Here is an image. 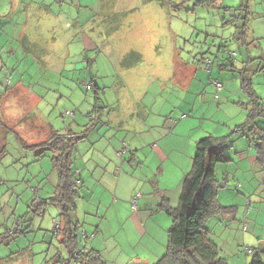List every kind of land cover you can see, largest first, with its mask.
Masks as SVG:
<instances>
[{"label": "rangeland", "instance_id": "obj_1", "mask_svg": "<svg viewBox=\"0 0 264 264\" xmlns=\"http://www.w3.org/2000/svg\"><path fill=\"white\" fill-rule=\"evenodd\" d=\"M89 1L91 10L79 17L61 7L59 14L52 15L50 8L43 11L37 5L30 8L37 19L26 23L16 14L0 29V63H3L0 65V234L6 228H14L18 218L26 215L36 194L42 198L51 195L57 182L53 153L47 151L38 159L22 142H40L50 124L60 132L67 133L68 126L75 133L81 132L82 125L90 126L87 116L90 117L95 106L101 107L95 104L97 96L108 107L106 117L109 113L115 116L122 113L111 105L121 96L120 104L132 110L129 100H133L130 95L133 90L134 95H144L145 104L155 112L151 122L153 118L160 119L162 110L163 117L168 113L179 120L187 114L195 119L188 122L183 118L174 134L164 138L161 151L150 148L137 161L145 163L130 170L133 174L151 177L154 173L163 186L171 189L181 185L185 175L181 178L171 164L164 162H182V159L192 162L188 165L191 168L196 141L210 133L222 137L234 132L236 149L249 146V139L236 133L235 125L246 122L251 107V96L242 88L243 76L251 80L253 91L264 105V0H215L214 6L200 4L198 0H165L169 3L166 6L143 0ZM7 2L3 0L4 5ZM238 7H248L251 14L246 42L238 38V22L232 21ZM21 30L30 39L41 40L40 54L45 55L42 61L26 51L22 37L17 36ZM87 38L94 43L92 48ZM229 53L235 54L234 66ZM128 63H133V67ZM139 63L143 67L138 72L140 65L136 68L134 65ZM189 69L192 70L190 77ZM121 75L133 85L132 90L130 86H119ZM92 76L97 77L96 82L104 91L97 90L98 93L87 88ZM216 82L222 87L218 88ZM184 83L187 87L181 85ZM120 93L123 94L120 96ZM30 96L38 98L34 105L29 103ZM192 105L196 107L194 113L200 110L198 114L190 112ZM257 125L264 128V117L257 119ZM186 127L191 129V136L189 132L183 134ZM120 132L119 135L132 139L126 131ZM109 139L107 134L103 143L97 142L96 150L91 147L90 138L79 141L73 153L74 172L82 162L90 159L93 162L92 158L103 160L105 142ZM128 153L130 157L131 151ZM122 164L118 159L119 167ZM226 171H229V180L218 189L217 201L234 207L238 216H211L207 227L228 264H249L252 256L246 253V248L264 247V184L260 183L264 167L248 159L239 161L236 156L232 163L217 165L216 178L220 183L225 182ZM127 193L130 195V190ZM81 198L82 195L76 199L75 220L81 223L82 230L84 227L90 232L91 228L95 233L97 221H103L107 205L99 200H93L91 205H78ZM169 198L173 200L168 199L169 204L176 207L177 194H170ZM162 211L161 216L169 221L168 239L172 217ZM27 216L28 224L35 228L0 244V264H55L52 262L58 259V251L68 256L59 236L52 235L58 217L52 215L51 208L45 215L34 217L29 212ZM109 224L110 220L99 224L97 241L111 232ZM93 233L88 234V239H95ZM81 236L86 245L83 233ZM164 237L163 233V243Z\"/></svg>", "mask_w": 264, "mask_h": 264}, {"label": "crops", "instance_id": "obj_2", "mask_svg": "<svg viewBox=\"0 0 264 264\" xmlns=\"http://www.w3.org/2000/svg\"><path fill=\"white\" fill-rule=\"evenodd\" d=\"M79 1L80 4H78L76 0H8L7 5H4L3 0H0V29L2 28L3 23L13 19L16 14H18L17 17H20L19 19L26 20V23L32 18L33 20L34 18L37 19V15H32L30 11V8L37 5H40L43 11L44 9L47 10L50 8L52 15L55 13L59 14L58 10L61 7L62 9H68L72 15H77L79 17L81 13H86L85 11L89 12L91 10V1ZM25 33L26 32H24V30H21L19 35H17L18 37H22L24 48L28 53H32L35 58L42 61L43 59L41 57L45 58V55L41 56L42 54H40L43 49L41 40L39 38L30 39L24 35ZM53 34L57 35L56 33ZM87 39L89 40L87 41L89 46H91V43L94 45V43L89 38ZM44 64L47 65L46 62H44ZM0 65H3V63L1 62ZM139 65L140 68L137 70L138 72L142 69L143 65L140 63L134 65L135 68ZM129 69L133 70L134 68ZM172 71H174V67ZM191 74L192 70L189 69L188 76L190 77ZM197 76L198 74H195V77ZM96 78V76H92L91 82H93L94 86L93 91H104V88L99 86V84L96 82ZM119 79L118 83L121 88H124V86H130L132 90L133 85L128 82L126 76L121 75V78ZM185 83L181 85L183 87H187ZM122 94L123 93H120L119 95L121 96ZM130 95L133 97V100H135H129V103L133 104L132 110H129V108H124V106L120 104V100L123 98V96H121L120 99L114 103H111V105L113 109L117 108V110H120V112L122 111V113L119 116L109 113L107 114V117L105 116V113L108 107L104 105V101H102V99L97 96L95 99V104H101V107L95 106L93 113H91V115L88 114L90 115V117L87 116L90 126H88V123L82 125L84 129L77 133L72 130L71 126H68L65 131L70 134L82 135L83 138L79 140L80 142L90 138L92 142L91 147L93 149L95 147V150L97 149V142L103 143V140L106 139L107 134H109L111 137L108 142H105L106 145L104 146V149L106 150V154L104 155L103 160L97 161V159L92 158L93 162H91V159L89 162H82V164L77 167V171H75L76 174L78 172L79 182L81 185H83L79 191V196L82 195V198L79 199L77 204L91 205L93 200H99V202L107 205L105 208L106 214L105 217H103V221L110 220L109 227L111 230V232L103 234L102 238H100L101 240L97 241L100 236L99 224L101 225L103 222L100 219L97 221V230L95 233L92 232L91 228L90 232L87 228L85 229L87 238L83 236V239H86L87 243L84 245L81 242V245L83 246L82 248L86 251L91 249L98 250L110 264H129L136 261L152 264L158 261L166 253L168 244L167 227L169 225V221L167 218L161 216L163 211L159 205L166 198L169 199L170 202L173 201L172 198H169L170 194H177V200L179 202L182 184H177L175 189H171L168 187V185L163 186L160 181L156 179L154 173H152L153 175L151 177L149 175H145L144 173H142V175H136L135 173L133 174L132 171L136 170L135 166L145 163L137 162L140 160V156L144 154V152L150 148L152 150L161 151L160 149L163 146L164 138L172 136L182 124L184 119H188V122L195 119L187 114H183L182 118L179 120L175 119L173 115L168 113H165L163 117L162 114L164 110H162V114H160L159 117L160 119L153 118L154 121L151 122L150 118H152L155 112L150 106L145 104L144 95H134L133 90L131 91ZM29 99H32L29 100V103L32 105L38 101V98L36 99L32 96H30ZM195 110V105H192L190 110L191 113L198 114L200 112V110H197L198 112L196 111V113H194ZM113 126H116V128ZM235 126L237 127L238 125ZM195 127L197 128L198 124H196ZM50 131L51 129L49 128L47 133H45L46 138L50 134ZM120 131H126L129 136H132V139L129 140L126 136L123 137L119 135V133H121ZM188 132L189 136H191V129H187L186 127L183 134L188 135ZM210 135L214 136L211 133L209 136ZM240 135L243 136L242 134ZM232 138L233 135L231 137L232 142L229 152L232 161L229 163L235 161L236 156L239 158V161L248 159L249 162L254 163L257 159L255 144L249 141V146L247 148L244 146L243 148L239 147L238 149L237 147L236 149V143ZM36 142L37 141L33 143ZM124 143H127L129 147V149L125 151ZM129 150L131 151L130 157L128 155ZM112 152H114L113 155H111ZM126 155L128 156L126 157ZM118 159L122 161V167H119ZM181 161L182 162H164V164H171L174 167V170L177 171L182 178L183 175H186L190 172L192 167L188 169V165L192 164V162H184L182 159ZM126 163H129V166ZM124 164L126 167H124ZM125 168H127V170H125ZM216 169L217 166L215 168V174ZM85 172L88 175L84 174ZM226 172V180L224 183L228 182L230 176L229 171ZM260 183L264 184V175ZM56 184L57 182L54 183V190ZM128 190H130V195L127 193ZM105 200H108L110 203H107ZM132 200L135 201V207L132 205ZM218 203L221 205L220 202ZM49 208H51L52 215L54 217H58V207L56 208V206L50 205L48 209ZM234 210V215L229 214V217L235 218L238 216V214L236 215L237 210L235 208ZM42 229L43 228H40V230ZM83 230H80L81 234ZM114 230H116V233H113ZM88 232L95 235L94 240L88 239ZM163 233L165 236L164 243L162 240ZM81 234L80 237L82 238ZM251 236L248 238L250 242H252ZM59 240L61 241L60 236ZM243 240L246 241V236ZM260 245L262 246L261 243ZM249 246L252 249L254 248L251 245ZM246 253L250 255V253L247 251ZM262 254H264V252Z\"/></svg>", "mask_w": 264, "mask_h": 264}, {"label": "trees", "instance_id": "obj_3", "mask_svg": "<svg viewBox=\"0 0 264 264\" xmlns=\"http://www.w3.org/2000/svg\"><path fill=\"white\" fill-rule=\"evenodd\" d=\"M143 1L144 3L158 1L162 6L169 4L165 0ZM198 1H200V4L210 6H214L215 3V0ZM250 15L248 7H238L232 19L233 22H238V38L245 42L249 33ZM138 56L140 57V55ZM233 58L234 55L230 54L231 66H234ZM136 61H139L138 57ZM128 64L130 66L133 63ZM90 85L89 90H93V82ZM242 88L251 96V107H249L246 122L242 126H237L236 131L255 144L257 152L256 162L261 167H264V128H260L257 125V119L264 117V105L260 101L259 96L253 91L251 80L245 76L242 77ZM49 127L52 132L50 131L47 138L44 136L40 142L36 143L24 141L22 143L26 148L31 149L38 159L44 157L47 151L53 153L51 159L54 170L58 175L55 190L51 196L45 198L36 194L28 205L29 211H27L26 215L18 218L14 228H6V231L0 234V244L7 243L12 238H16L18 234H27L32 231L34 225L28 224L29 217L27 215L29 212L34 217L45 215L48 207L53 205L59 209L56 222H59L60 226L58 229L54 226L52 235L61 237L60 242L67 249L68 256H64L58 251V259L56 261L54 259L52 263L110 264L98 250L91 249L86 251L82 248V239L80 237L82 225L78 220H75V212L77 211L76 199L79 197V191L83 185L80 184L79 177L72 167L74 161L73 153L76 144L83 137L79 134L55 130L52 124ZM40 129L42 128L40 127ZM45 130L49 129L46 128ZM232 135L233 133L223 137L210 135L197 141L192 169L182 181L178 205L172 207L167 198L159 205L162 210L172 217V224L168 230L166 253L152 264H228L227 258L221 256L220 247L211 239V231L206 223L211 216L234 215L235 212L233 207L222 206L218 203V189L226 183H220L215 174V168L219 163L232 161L229 153ZM82 233L87 238L85 230ZM246 251L252 256L249 264H264L262 257L263 247L253 249L247 247ZM129 264L149 263L136 261Z\"/></svg>", "mask_w": 264, "mask_h": 264}, {"label": "built area", "instance_id": "obj_4", "mask_svg": "<svg viewBox=\"0 0 264 264\" xmlns=\"http://www.w3.org/2000/svg\"><path fill=\"white\" fill-rule=\"evenodd\" d=\"M235 55V54H234ZM218 88H221L222 87V84L220 82H216ZM91 85L90 84H87V88L90 89ZM124 151L127 150V147H128V144L127 143H124ZM134 207H135V201H134ZM60 226V223L59 222H55V228L58 229Z\"/></svg>", "mask_w": 264, "mask_h": 264}]
</instances>
